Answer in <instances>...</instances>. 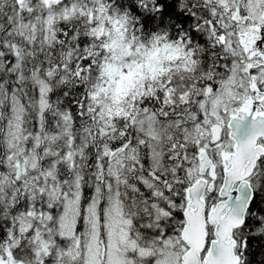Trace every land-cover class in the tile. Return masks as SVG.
<instances>
[{"label": "snow or ice", "instance_id": "obj_1", "mask_svg": "<svg viewBox=\"0 0 264 264\" xmlns=\"http://www.w3.org/2000/svg\"><path fill=\"white\" fill-rule=\"evenodd\" d=\"M0 264H264V0H0Z\"/></svg>", "mask_w": 264, "mask_h": 264}]
</instances>
